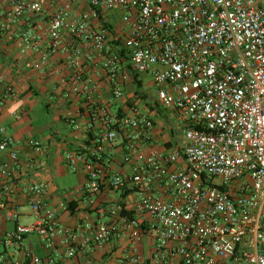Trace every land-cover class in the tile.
Here are the masks:
<instances>
[{
    "label": "built area",
    "instance_id": "obj_1",
    "mask_svg": "<svg viewBox=\"0 0 264 264\" xmlns=\"http://www.w3.org/2000/svg\"><path fill=\"white\" fill-rule=\"evenodd\" d=\"M48 1L56 9L47 24V51L33 68L41 70L69 37L66 65L73 72L59 79L60 98H84L87 112L66 120L85 137L64 151V164L84 175V196L105 188L135 196L129 208L108 210L92 241L107 242L123 229L134 244L140 219L149 218L160 259L264 264V0H90L81 13L70 0ZM42 2L15 0L11 13H39ZM113 15L120 26L106 30L100 22ZM28 41L23 35L21 53L30 48ZM142 76L153 94L144 92ZM101 90L110 94L113 110L110 101L97 100ZM11 95V87L0 94V111ZM148 104L173 113L182 132L173 150L142 149L154 126ZM22 114L12 116L18 120ZM115 147L128 175L109 172V150ZM42 152L39 140H15L0 127V210L14 224L1 239L0 264H56L51 257L23 253L28 235L45 250L61 237L67 258L90 242L82 233L89 225H58L43 183L23 184ZM20 196L33 215L27 224L20 223ZM134 262L128 256L112 264Z\"/></svg>",
    "mask_w": 264,
    "mask_h": 264
},
{
    "label": "crops",
    "instance_id": "obj_2",
    "mask_svg": "<svg viewBox=\"0 0 264 264\" xmlns=\"http://www.w3.org/2000/svg\"><path fill=\"white\" fill-rule=\"evenodd\" d=\"M14 1L0 0V94L6 87L12 89L11 97L3 102L0 111V127L5 129L6 136L15 140L33 137L42 143L43 152L41 156L36 157L39 164L26 172L23 184L31 181L44 184V200L54 210L58 225L62 229L72 230L85 225L91 227L90 231H82L83 236L90 239L89 244L85 247L78 246L71 258L65 256L66 247L60 243L61 237L54 240L51 250H45L35 235H28L22 243L23 253L43 258L51 257L56 264H112L128 256L135 258L134 264H181L178 257L160 259L157 256L156 237L150 229L149 218L140 219L141 223L137 228L140 236L134 244H131L129 239L130 231L123 229L107 242L96 244L92 241L96 225L109 219L108 210L117 205H126L129 208L135 196L130 190L123 193L109 188L91 198L84 196L82 193L84 175L70 172L66 168L63 160L64 151L78 147L85 137L81 131H75L68 126L66 120L76 116L78 112L87 113L84 98L70 97L67 101L60 98L61 88L58 81L60 78H69L73 72V69L66 65L73 44L71 39L66 37L62 49L52 54L41 70L34 69L33 66L39 61L40 56L47 51V24L56 6L50 4L48 0H43L39 13L15 18L11 13ZM70 1L76 13L89 9L90 0ZM100 24L106 30H117L120 26L115 15L102 19ZM23 35L29 37L30 45L25 53H21L19 47ZM141 78L143 81L147 79L145 76ZM97 100L104 103L110 101L108 106L110 110L114 109L115 104L111 103L110 94L106 90L98 91ZM39 106H42L46 113H53L50 118L51 124L43 121L38 111ZM147 108L154 126L150 143L142 148L144 152L153 148L164 153L176 148L181 143L182 132L173 113L150 104ZM13 112L23 114L16 120L12 116ZM61 128L67 130L65 135L59 132ZM176 136L178 141L174 140ZM20 152L23 156L26 151ZM109 153V172L128 175L129 167L122 164L121 150L115 147L110 149ZM3 158L5 154H0V160ZM68 205L72 211L68 210ZM18 206L20 223L32 222L33 215L21 196L18 199ZM13 228L14 224L7 222L0 210L1 246L2 237ZM85 238L79 243L81 244ZM3 250L2 246L0 253Z\"/></svg>",
    "mask_w": 264,
    "mask_h": 264
},
{
    "label": "rangeland",
    "instance_id": "obj_3",
    "mask_svg": "<svg viewBox=\"0 0 264 264\" xmlns=\"http://www.w3.org/2000/svg\"><path fill=\"white\" fill-rule=\"evenodd\" d=\"M145 81H147V82L144 83V87H143L144 92L147 93V94H148V93H149V94H153V86H152V84L148 82V79H146ZM141 105H142V104L139 105L140 108H142ZM38 111L41 113L40 116L43 118V121H45V122L48 123V124H51V123H50V118H52L53 113H52V112H51L50 114L46 113V112L42 109V106H39V107H38ZM61 129H62V128H61ZM53 130H55V129H53ZM59 132L64 133V135H65V133H67V130L64 128V129H62V130H59ZM178 136H179V135H178ZM178 136L175 137V139H174L175 141H178ZM1 250H2V246L0 245V251H1Z\"/></svg>",
    "mask_w": 264,
    "mask_h": 264
},
{
    "label": "trees",
    "instance_id": "obj_4",
    "mask_svg": "<svg viewBox=\"0 0 264 264\" xmlns=\"http://www.w3.org/2000/svg\"><path fill=\"white\" fill-rule=\"evenodd\" d=\"M137 88H140V84L138 83V85H137ZM142 98L144 97V96H141ZM68 210H70V211H72V209H71V206L70 205H68Z\"/></svg>",
    "mask_w": 264,
    "mask_h": 264
}]
</instances>
